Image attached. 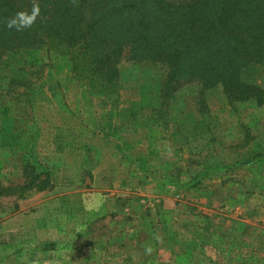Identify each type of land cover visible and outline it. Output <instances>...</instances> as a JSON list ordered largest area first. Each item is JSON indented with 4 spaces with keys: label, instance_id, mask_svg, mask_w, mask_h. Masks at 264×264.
Returning <instances> with one entry per match:
<instances>
[{
    "label": "rangeland",
    "instance_id": "374dc122",
    "mask_svg": "<svg viewBox=\"0 0 264 264\" xmlns=\"http://www.w3.org/2000/svg\"><path fill=\"white\" fill-rule=\"evenodd\" d=\"M39 61L0 106V264H264V100L184 87L160 121L146 69L113 101Z\"/></svg>",
    "mask_w": 264,
    "mask_h": 264
},
{
    "label": "trees",
    "instance_id": "16d2710c",
    "mask_svg": "<svg viewBox=\"0 0 264 264\" xmlns=\"http://www.w3.org/2000/svg\"><path fill=\"white\" fill-rule=\"evenodd\" d=\"M39 2L35 25L16 32L4 27V19L29 10L31 0H0V106L14 97L31 101L44 54L66 63L77 83L113 101L122 93L123 66L154 73L144 86H153L162 101L160 121L184 87H197L202 109L205 92L215 88L229 101L264 100V88L247 78L254 65L264 66V0ZM9 190L0 184V195Z\"/></svg>",
    "mask_w": 264,
    "mask_h": 264
},
{
    "label": "clouds",
    "instance_id": "9594fccd",
    "mask_svg": "<svg viewBox=\"0 0 264 264\" xmlns=\"http://www.w3.org/2000/svg\"><path fill=\"white\" fill-rule=\"evenodd\" d=\"M73 6L76 5L77 0H70ZM41 16V7L39 0H31V8L29 10L17 11L14 15L6 17L4 19V27L10 31L24 32L31 29L37 18ZM156 239H159L156 237ZM151 247L145 248V253L150 254L152 252Z\"/></svg>",
    "mask_w": 264,
    "mask_h": 264
}]
</instances>
